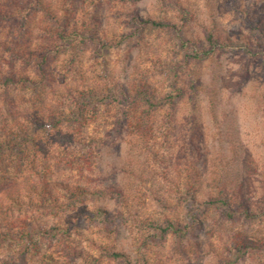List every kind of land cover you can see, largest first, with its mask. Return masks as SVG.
Wrapping results in <instances>:
<instances>
[{
    "label": "rangeland",
    "instance_id": "1",
    "mask_svg": "<svg viewBox=\"0 0 264 264\" xmlns=\"http://www.w3.org/2000/svg\"><path fill=\"white\" fill-rule=\"evenodd\" d=\"M42 1L68 19L57 25L39 9L30 33L21 13L35 0H0V11L18 14L0 24V55L9 56L4 44L22 52L45 48L54 79L42 100L30 85L2 95L0 168L18 182L43 177L108 191L76 205L107 208L110 216L90 221L71 204L65 213L32 209L31 240L0 242V264H264V0ZM135 14L158 26L136 28ZM211 21L220 41L233 45L209 50L201 26ZM56 31L67 34L61 39ZM37 69L23 68L33 77ZM12 106L23 116L36 107L63 115L62 122L14 132L20 117ZM59 129L77 143L64 144ZM233 146L239 160L230 168L251 217L230 218L200 193L192 201L186 188H212V173ZM57 224L64 230H51ZM100 245L128 260H114ZM80 251L91 259L76 256Z\"/></svg>",
    "mask_w": 264,
    "mask_h": 264
},
{
    "label": "trees",
    "instance_id": "2",
    "mask_svg": "<svg viewBox=\"0 0 264 264\" xmlns=\"http://www.w3.org/2000/svg\"><path fill=\"white\" fill-rule=\"evenodd\" d=\"M140 1V0H135ZM167 0H157L158 4L164 5ZM35 7H31L28 13H21L23 16V20H25V24H28L29 32L34 26H31L32 21L30 18L34 15L36 11L39 9L42 10L44 14L47 16H51L54 20V23L60 25L62 21H66L68 18L58 17L53 15L49 10V7L45 6L42 0H35ZM33 11V12H32ZM241 12L246 13L247 10H241ZM32 13V14H30ZM10 17L12 19L15 17L18 18V14H13L10 16V13H6V11H0V24L6 18ZM191 16L186 17L185 22H190ZM212 26L208 27L206 25H202V29L204 30V37L206 38L207 44L209 46V50L213 51L217 48V46L223 45L224 47H228L234 44L235 41L227 42V38H222L220 41L217 33V23L216 21H211ZM145 24L147 26L155 27L158 26L157 21L153 17H142L138 14H135L133 17V24H135L136 28L138 24ZM39 26V25H38ZM37 26V28H39ZM50 31V30H48ZM51 32V31H50ZM67 34L66 31L60 33L56 31V36L61 39H64V35ZM240 34L236 35V38L239 39ZM4 48L9 52V56L4 57L5 55H0V60L2 63L10 64L12 67L8 69H4L0 66V104L3 101L4 97L2 95L9 96L10 93L14 90V88L18 86H26L30 85L36 90V98L38 100H42L43 93L46 92L47 88L52 87V83L54 79L49 74V71L45 68L48 64V56L47 50L45 48H41L37 50H23L20 51L18 46L9 47L4 44ZM206 52V51H205ZM204 55L208 54V52ZM196 57V56H195ZM20 62V67L16 66V63ZM32 64L33 67L38 68L36 76H32L29 73H26L23 68L25 65ZM16 66V67H15ZM14 68V69H13ZM204 89V88H203ZM202 89V90H203ZM191 90L195 91V87H191ZM151 102V101H148ZM151 104V103H150ZM152 106V105H151ZM12 112L14 111V115L20 117V120L12 127L14 132H26L27 128L42 130L45 129L49 131V129L55 125V129L59 128V124L62 122L63 115L60 118H55L49 116V113L38 109L37 107L32 110V113H28L26 115H22L17 109L13 106L10 107ZM1 110V108H0ZM1 112V111H0ZM151 115V113H148ZM212 118H214V108L211 109ZM7 122V121H6ZM6 128V125L5 127ZM20 131H18V130ZM28 132V131H27ZM60 137L62 138L64 144H75L77 143L76 135L69 132H62V129H59ZM232 143V141H229ZM38 145V144H37ZM239 146V145H238ZM238 146L232 147V156L230 159L226 157L223 160L226 162L222 165L221 169L218 173H212L215 177L213 181L212 188L209 186L204 187L203 183L199 182L196 185V182L186 183V188L190 190L192 201H196L197 194H201L203 197H206L207 200L211 204H217L224 207L227 215L230 218H233L235 214L243 213L247 217H251L250 214V206L246 202L245 194L243 191L242 181L236 180V176H234V171L231 170L230 165L239 160V151ZM0 141V148H1ZM40 153H44V150L39 149ZM34 171L37 175L40 176V172L38 168L34 167ZM200 181V179H199ZM198 182V181H197ZM208 190V191H207ZM110 193L108 191H99V190H91L85 187L73 186L70 184H51L44 181L43 177H39L37 182L33 181H23L18 182L16 179L12 177V175L8 174L6 169L0 168V224L1 221H6L3 223V226L0 228V242L13 240L14 237H18L21 240H31L30 233L27 231L32 227V220L34 217H29L30 211L32 209L40 210L43 208H47L49 210H55L57 213H65L69 204L72 207H76V214L79 217H86V219L90 221L97 220L100 216H103L105 221H108L110 212L107 208H101L100 206L89 207L88 205H76V201L80 202V200L86 198H93L95 196H101L106 198ZM68 200L72 202L69 203ZM52 212V211H51ZM18 221L16 225L15 222ZM65 227V226H64ZM62 225H56V228H52L54 231H62L64 230ZM171 226L168 227V229ZM59 233L54 234V238L58 236ZM57 235V236H56ZM63 236V233H62ZM59 240H62L59 238ZM98 249L103 253L111 256L116 261H126L128 257L125 253L116 251L113 247H108L106 245L98 246ZM215 253L216 249L210 248ZM212 252V251H210ZM78 257H81L85 260L91 259V255L85 253L84 251H80L79 255L75 254ZM218 255V254H217ZM219 256V255H218Z\"/></svg>",
    "mask_w": 264,
    "mask_h": 264
}]
</instances>
